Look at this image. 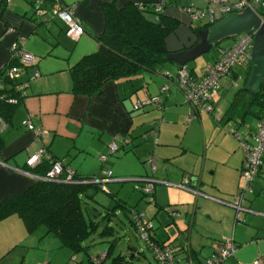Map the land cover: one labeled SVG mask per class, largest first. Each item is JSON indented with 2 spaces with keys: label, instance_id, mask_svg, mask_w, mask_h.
<instances>
[{
  "label": "crops",
  "instance_id": "obj_1",
  "mask_svg": "<svg viewBox=\"0 0 264 264\" xmlns=\"http://www.w3.org/2000/svg\"><path fill=\"white\" fill-rule=\"evenodd\" d=\"M61 1L73 6L74 15L83 26V31L76 38L65 34V24L57 17L49 20L47 24L36 22L28 0H7L0 9V66L8 58L10 42L20 39L23 48L35 55L34 67L38 71V76L28 79L24 95L15 106L11 123L0 129L3 140L0 147V199L21 190L35 178L32 174L35 173L34 170L26 165L25 159L39 146L53 157L64 158L77 174L86 176L98 174V171L81 173L84 171L78 167L79 162L87 158H92L95 162L94 156L105 152L107 142L114 138L117 148L108 153L103 162L98 160L100 165L106 160L112 165L115 159L110 158V154L118 156L122 153L117 149L130 150V153L127 151L124 155L135 154L141 160L146 155L144 160H147L151 169L158 171L151 174L139 173L136 176H152L162 180L153 184V205L157 208L175 203L184 206L177 218L173 219L174 215L169 213L171 221L166 223H170V226L153 225L152 233L156 240L172 243L179 256L188 253L197 261L218 246L222 238L229 237L233 239L236 247L225 260L226 264L248 263L256 257L264 264V195L257 202H253L251 198L252 191L261 187V180L255 178H264V150L257 174L248 189L249 198H244L243 194L241 204L245 207L244 210H235L233 214L230 205L195 194L191 189L180 185L184 176L190 186L223 200H227L225 197L228 196L229 199L230 194L237 190L235 188L239 185L244 156L237 135L250 140L254 125H243L240 128L245 112L257 118L252 113L254 105H250L251 111L244 108L248 94H241L237 90L238 87H243L242 82L238 83L227 106L216 119V124L222 122V125H227L228 122L225 121L233 117L235 106L243 100V108L240 107L242 113L238 116L240 122L234 124L238 131L235 136L228 134L226 130H212V118L205 112H199L198 108L189 118L190 126L196 128L197 137L202 141L200 147L192 145L187 139L190 131L187 125H183V129L178 128L189 109L188 105L181 106V91L168 83L167 92L161 93L159 86L165 78L158 72L142 73L130 80L108 81L98 94H74L70 91L69 66L82 54L96 49L98 43L92 34L102 30L101 2L107 0ZM111 1L121 5L125 0ZM134 1L157 3L161 12L177 19V26L165 37V46L169 51L189 45L195 40L197 29L204 28L201 25L206 21L200 22V18L191 19L183 8L187 5L204 7L207 0ZM250 4L258 10L255 0H251ZM153 14L146 13L151 18L154 17ZM233 38L234 36L230 38V42ZM246 66L247 64L242 66V81L247 74ZM163 68L172 74L169 67L164 65ZM26 73L21 78H26ZM153 94L161 97L160 103L143 102L137 108L132 107L136 99L145 100ZM233 100L235 102L232 103V111L224 113ZM216 101L217 99L213 106ZM26 117L46 132L36 138L32 130L20 123ZM204 119L208 121L206 127L203 124ZM151 126L154 128V135L150 133ZM218 149L220 150L217 151ZM112 171L111 169L110 175ZM184 171L188 174L184 175ZM171 182L178 183L173 185ZM104 187L106 189L105 184ZM111 192L113 197L121 199L116 197L115 190ZM140 196L144 194L141 192ZM122 200L136 208L135 203L124 198ZM103 208L105 207L102 206L100 211ZM118 210L122 211L120 208ZM251 215L256 219L251 218ZM43 234L47 235L42 232L34 239L15 213L0 218V264H13L14 258L39 243ZM48 239H53V236Z\"/></svg>",
  "mask_w": 264,
  "mask_h": 264
},
{
  "label": "trees",
  "instance_id": "obj_2",
  "mask_svg": "<svg viewBox=\"0 0 264 264\" xmlns=\"http://www.w3.org/2000/svg\"><path fill=\"white\" fill-rule=\"evenodd\" d=\"M6 2L7 0H0V9ZM28 2L32 6V17L35 18L36 22L42 24H47L49 20L56 17L50 11L52 4L55 2L63 3L61 0H28ZM154 5L155 3L152 2H135L134 0H125L121 5H116L111 0L101 2L103 27L100 32L92 34L98 45L95 50L82 54L69 66L70 91L72 93L98 94L108 81L130 80L142 73L158 72L162 75V72L167 70L163 66L166 62L173 61L166 58L169 50L165 46V37L175 29L178 21L176 18L161 12L160 9H155ZM146 13H154V17H148ZM210 23L212 22H205L201 27H206ZM16 62L17 60L13 56L8 55V58L0 66V118L5 126L11 123L15 106L24 95L18 88H15L23 78H15L4 72L9 65ZM188 67L192 74L197 73L193 65H188ZM248 71L249 69L247 74ZM163 77L167 85L172 82L176 86L174 74ZM167 89L161 93H166ZM237 90H240L241 94H248L247 105L244 108L251 111L250 105H254L255 108L252 113L258 116L264 104V78L257 93H248L242 86L238 87ZM234 102L235 100L231 102L224 113L232 111L231 107ZM2 143L3 140L0 136V147ZM57 158L62 160L63 167H70L64 158ZM48 161L42 159L32 169L35 173L42 174L48 167ZM94 175L98 174L79 175L72 169V180L33 178L21 190L0 199V218L15 213L22 219L28 231L42 225L45 233L54 234L59 245H64L70 249V257L74 259V252L86 251L87 245L84 241L96 230L98 225L95 213L90 216L85 215L82 198L83 195L93 198V192L99 188L98 184L100 183L91 180L86 181ZM107 192L114 198V206L120 208L127 216L136 235L141 238L158 264L160 262L152 247V242L168 243L173 247V252L177 254L172 243L158 241L153 237L152 222L144 238L133 219V213H137L139 210L125 203L124 200L113 197L112 192ZM151 202H153V198ZM163 208L168 210L167 206L163 205ZM98 213L107 221L116 214L114 210L108 207L103 208ZM110 228L111 226L106 224L99 233H111ZM114 243L115 241L112 239L102 249L97 248L93 252L87 251L89 262L102 264L103 260L110 255ZM128 249L130 250L129 257L138 255L135 248L129 247ZM110 257L109 264H132L130 260L123 258L121 252Z\"/></svg>",
  "mask_w": 264,
  "mask_h": 264
},
{
  "label": "built area",
  "instance_id": "obj_3",
  "mask_svg": "<svg viewBox=\"0 0 264 264\" xmlns=\"http://www.w3.org/2000/svg\"><path fill=\"white\" fill-rule=\"evenodd\" d=\"M208 3L204 7H196L193 5H187L183 8L190 15L191 19L204 18L206 22H213L220 18L224 13L239 10L244 5H250L252 7L251 0H207ZM258 4L257 13L261 20L264 21V0H255ZM155 9H160L159 4L154 5ZM40 12L39 9H37ZM50 11L57 18L62 20L65 24V34L76 38L79 33L83 31V26L79 22L78 18L73 13V6L70 4L55 2L52 4ZM11 30L12 28L9 27ZM252 44V33L241 32L234 36L229 45L217 46V54L211 59L207 60L202 66V70L195 75L191 73L186 63L180 64L174 74V80L176 86L180 89L184 101L187 102L189 109L186 113V120L192 116L194 111L198 107H204L208 111L213 108V102L215 101L216 92L218 88V78L222 76H228L232 83H236V79H241V73L235 70V66H243L249 63L250 49ZM9 56H13L17 62L9 65L4 72L9 76L19 78L22 74L26 73V78H23L15 88H18L21 93H24L25 86L28 83L29 78L38 76V71L34 67L35 55L23 48L21 40H12L8 46ZM29 68V69H27ZM163 76H170L171 73L168 70L162 72ZM238 85V84H237ZM168 85L167 82H163L160 86V92L165 91ZM14 100V99H12ZM161 97L158 94L148 96L145 100L136 99L133 102V108L139 107L143 102L160 103ZM20 123L26 128L32 130L35 137L38 138L41 134H44L46 130L44 128L35 126L28 117L21 119ZM152 121L151 124H153ZM5 126V123L0 118V129ZM150 133L154 135V128L150 127ZM234 132V130H231ZM116 138V136H115ZM240 146L243 149V162L241 166V176L243 177V183L237 187L233 197L230 200H220L232 207L235 210H244L245 207L241 204L243 194L246 190L250 189L251 182L257 174L258 168L261 163V157L264 150V104L261 108L259 115L253 126V131L250 135V140L240 138L237 135ZM117 148V143L114 138L107 142L105 152L98 154L99 161L103 162L108 153L113 152ZM42 159L49 160L48 167L42 174L32 173L35 178L49 179V180H72L70 167H63L62 160L60 158L52 157V155L45 153L42 146H39L35 151L30 153L25 163L28 167L35 166ZM110 176V170H107L104 175H94L86 180L96 181L104 179ZM135 186L146 196L147 200H152L153 184L156 181H162L156 178L136 176ZM181 186L189 188L198 193L199 189L192 187L188 184V179L184 177ZM103 186V184H101ZM238 214V213H237ZM133 219L137 223L138 230L145 238L147 231L151 225L150 221L144 220L141 216V212L133 213ZM152 247L156 253V256L160 264H226L225 260L230 256L236 247L232 238H222L218 246H215L213 250L207 255L199 258L197 261L191 254H185V256H179L173 252V247L168 244H159L152 242ZM237 264H261L259 257L253 258L248 263L237 262Z\"/></svg>",
  "mask_w": 264,
  "mask_h": 264
},
{
  "label": "rangeland",
  "instance_id": "obj_4",
  "mask_svg": "<svg viewBox=\"0 0 264 264\" xmlns=\"http://www.w3.org/2000/svg\"><path fill=\"white\" fill-rule=\"evenodd\" d=\"M199 21H205L204 18H200ZM231 37H225L218 41L216 45H212L207 51L202 52L198 55H196L193 59L187 61L188 65H193L194 69L197 72H200L202 70V66L204 63L211 59L213 56L217 54L216 47L217 46H227L230 43ZM166 67H169L172 74H175L176 67L173 62H166ZM247 70L249 69V63L246 66ZM235 69L243 74V67L242 66H235ZM241 74V75H242ZM246 74V73H245ZM236 83H232L230 81V78L228 76H222L218 78V89L217 94L215 97V102L211 112H209L204 107H198L199 112H205L212 118L213 128L212 130L215 131H227L228 134L235 136L236 133H238L237 128L234 127L235 122L239 123V117L241 116L242 110V102L241 100L236 106L234 115L231 119L226 120L225 122H228L227 125L216 124L217 117L220 116V114L223 112L225 107L228 104V101L232 97V93L234 90H236L237 84L242 82L240 79L235 80ZM147 82H150L149 79H147ZM170 85H173V83L169 82ZM182 96V104L181 106L188 105L186 101L183 99ZM241 107V108H240ZM223 109V110H222ZM161 116V115H160ZM159 116V117H160ZM239 116V117H238ZM162 119H164L163 116H161ZM168 117V116H167ZM186 115L184 114L183 121H180V124L178 125L179 130L183 129V125H187V128L190 129V131L187 134V139L191 142L192 145H198L199 147L202 145V141L198 139L197 137V131L196 128H192L190 126L189 121H185ZM163 121V120H162ZM185 121V123H184ZM197 121V120H196ZM256 119L255 117L250 114L249 112H245L243 115V121L240 128H243V125L245 126H253ZM198 122V121H197ZM204 127L208 124V121L204 119L203 121ZM190 126V128H189ZM231 130H234V133H231ZM171 149V148H169ZM118 151L122 152L118 156H115L113 154H110V158H114L115 161L112 165L109 164V161L106 160L102 165L99 163L98 156H94V160L92 158H87L84 160H81L78 164V167L80 166L81 173H92L93 171H98V175H104V173L107 171V169H112V175L106 178H133L139 173L146 172L147 174H151L152 172L156 173L154 168L151 169L149 164L147 163V160H144L143 156L142 160L139 159L135 154L132 152V156L130 155H124V152L129 151H122L121 149H117ZM116 150V151H117ZM218 149L217 151H219ZM117 151V152H118ZM244 154V153H243ZM98 155V154H97ZM97 157V159H96ZM100 165V166H99ZM184 175L188 174V172L184 171ZM209 176H211L209 174ZM144 177H151L152 176H144ZM184 176L182 177V179ZM261 180V187L255 188L256 191H252V201L257 202L259 199H263L264 195V178L261 176H257L255 179ZM181 179V180H182ZM253 181V180H252ZM180 182V180L178 181ZM178 182H171V184L176 185ZM255 182V181H254ZM243 183V177L239 175V185L236 186L235 189H237L238 186H241ZM106 185V189L99 185V188L95 189V191L92 194V197H89L87 195H83V206L85 215H93L95 213V217L98 220V225L96 227V230L92 232L89 237H87L84 241L86 246V251L79 250L77 252H74V259H71V251L66 246L59 245V242L57 238L50 232L47 233V235L43 234L41 238H39V243L34 244L32 248H28L27 251L24 254H18L14 259L13 264H92L89 262L87 258V251L93 252L97 248H104L107 246L110 240H114L115 243L113 244L112 250L110 252V255H108L102 262V264H109L110 256H113L116 253L121 252L123 255V258L128 259L131 261L132 264H158L155 258L151 255L149 249L145 246L141 238H139L132 226L130 225L127 216L116 206H114V198H112L107 191H116V197H120L121 199L124 198L126 201L130 203H135L136 208L141 212V216L144 220H149L153 223V225L156 227H165L170 226V223H166L171 221L170 214H173V219L177 218L178 214H181L184 210V206L182 204H173L172 206H167L168 211H165L164 208H157L153 205V203L149 200H147L146 196H140V189L137 188L134 185V182L131 180H123V181H106L104 183ZM156 184V183H155ZM157 186V185H156ZM170 186V185H169ZM171 187V186H170ZM174 187V186H173ZM177 188V187H176ZM108 189V190H107ZM180 189V188H179ZM192 192H194L192 190ZM257 192V193H256ZM195 194H199L201 196L211 198L213 200H223L219 198H214L212 196H209L204 191H199L198 193L194 192ZM234 192H232L231 197L227 200H230L232 198V195ZM250 191L247 190L244 192V198H249ZM102 206L111 208L116 212L114 216L110 220H106L103 217L99 216L98 211L101 210ZM233 210V214L235 212V208L230 206ZM241 216V214H240ZM251 218H255L254 215H251ZM108 224L111 226V233H99V231L105 227V225ZM26 229V228H25ZM26 231H28L26 229ZM30 232V236H33L34 239H37V236L40 235V233L44 232L42 225L37 226L36 228L28 231ZM45 235V236H44ZM44 236V237H43ZM53 236V239H48ZM32 237V238H33ZM43 237V238H42ZM55 240V241H54ZM38 241V240H37ZM36 242V241H35ZM129 247H133L138 251V255L129 257L130 250ZM205 251H207V248L205 246H202ZM21 259L23 262H21ZM227 259V258H226Z\"/></svg>",
  "mask_w": 264,
  "mask_h": 264
},
{
  "label": "water",
  "instance_id": "obj_5",
  "mask_svg": "<svg viewBox=\"0 0 264 264\" xmlns=\"http://www.w3.org/2000/svg\"><path fill=\"white\" fill-rule=\"evenodd\" d=\"M241 32L252 33V44L249 56V71L243 88L250 93H257L264 77V21L250 5H244L239 10L224 13L220 18L204 28L197 29L195 40L188 46L170 50L167 60L175 63L176 68L193 59L196 55L207 51L212 45L225 37H233ZM136 181V178H113L106 181ZM89 181V180H86Z\"/></svg>",
  "mask_w": 264,
  "mask_h": 264
}]
</instances>
